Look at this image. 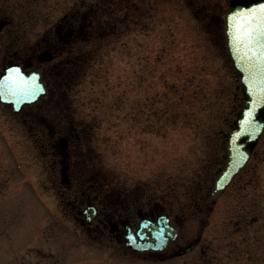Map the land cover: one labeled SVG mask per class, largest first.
Instances as JSON below:
<instances>
[{
  "label": "rangeland",
  "instance_id": "1",
  "mask_svg": "<svg viewBox=\"0 0 264 264\" xmlns=\"http://www.w3.org/2000/svg\"><path fill=\"white\" fill-rule=\"evenodd\" d=\"M107 1L0 0V20L11 19L0 30V72L6 49L52 32L71 11ZM120 1L133 9V0ZM135 4L139 27L127 25L118 39H99L103 15H92L93 39L78 47L85 54L76 56L73 69L60 72L56 95L45 100L46 116L60 113L58 123L88 128L78 147L86 162L82 176L105 183L116 206L166 198L192 209L196 198L182 195L194 194L195 186L207 193L223 161L220 143L243 104L224 46L229 7L224 0ZM32 123L0 103V264L20 256L33 264L38 250L74 253L93 239L62 212ZM254 152L210 208L199 203L203 212L178 215L184 219L180 241L202 227L199 245L166 264H264V131Z\"/></svg>",
  "mask_w": 264,
  "mask_h": 264
},
{
  "label": "flooded vegetation",
  "instance_id": "2",
  "mask_svg": "<svg viewBox=\"0 0 264 264\" xmlns=\"http://www.w3.org/2000/svg\"><path fill=\"white\" fill-rule=\"evenodd\" d=\"M133 1V9L130 10L128 5V11L126 1L121 2L120 0L117 3L114 0H108L107 3L98 2L89 5L90 10L86 8L83 13H80L78 9L75 12L71 11L68 16L59 20L51 29L52 32L48 31L32 43L23 44L17 49H6L2 54L3 63L0 74L5 67L13 65H18L25 74L38 73L39 81L45 89L44 95L31 104L22 105L17 111H13L10 104L2 105L22 120L35 122L32 123L33 128L30 130L31 137L37 138L39 148L43 149L42 156L48 158L49 180L55 185L54 194L60 202L62 212L72 218L84 233L93 236L91 240L81 241L82 246L77 247L79 250L77 249L74 253L57 250L53 254L49 250H38V256L35 257L36 262L33 264H166L182 258L199 245L200 234L198 232L202 227H198L197 236L192 240L183 243L180 241L183 218L186 219V216L194 212H203L199 203L203 207L210 208L216 199L205 202L206 194L201 196L200 189L198 190L195 186L194 194L189 192L190 194L182 195L187 199L196 198L192 209L188 202H166V198L154 201L147 199L141 205L127 203L116 206L114 196H110V190H105V183L99 182L95 177L90 179V177L82 176L83 173L86 174V172H81L86 162L83 161V151L78 147L84 141V137H88L86 136L88 128L81 124L82 122L78 124L66 120V123H58L63 121L60 113H55L51 119H47L48 116H46L45 100L56 95L55 83L57 77L61 76L60 72H63L62 69L65 71L73 69L79 54H85L77 52L78 47L82 49L81 46L93 39L91 26L94 17L92 15L99 12L103 15L104 28L97 33L101 37L99 39L105 37L118 39L126 31L127 25L139 27L138 16L142 12L135 4L137 0ZM2 22H5V25L0 30L8 26L11 19L0 20V23ZM140 88L139 84L138 89ZM123 94L122 90L121 96ZM121 101L123 102L122 99ZM27 109L30 111L27 112ZM50 120H54L53 128L52 125L49 126ZM37 141L33 140V142ZM254 149L251 151L249 161L255 155ZM220 150V157H223L221 146L220 149L218 148V151ZM222 164L223 161L219 160L217 168H221ZM242 171L243 169L240 172ZM178 215L183 218L179 219ZM87 217H90V220H87ZM159 218L165 220L169 227L173 228L174 237L165 235L168 241L160 249H132L131 246L137 242L126 240L128 232L132 230L133 237L138 241L140 239L137 231L140 223L142 221L157 223ZM189 244H194L193 249L179 255V252ZM28 260L25 256L9 257L6 259V264H30Z\"/></svg>",
  "mask_w": 264,
  "mask_h": 264
},
{
  "label": "water",
  "instance_id": "3",
  "mask_svg": "<svg viewBox=\"0 0 264 264\" xmlns=\"http://www.w3.org/2000/svg\"><path fill=\"white\" fill-rule=\"evenodd\" d=\"M225 1L231 6L224 16L226 47L233 67L239 73L243 106L234 127L226 132L221 143L224 163L212 181L206 202L216 198L245 165L264 129V12L260 11L264 0ZM4 23H0V28ZM249 32H252L251 41L247 35ZM236 36L240 39H235ZM3 72L0 76V85H4L3 95H0L2 103H11L18 109L22 104L33 102L38 94H43V85L33 73H21L18 65L6 67ZM33 89L37 91L35 96L30 94ZM137 235L138 241L133 237L132 230L128 232L126 240L137 242L131 246L132 249H160L168 241L165 235L173 238L174 231L165 220L159 218L157 223H141ZM193 246L188 245L179 254L191 250Z\"/></svg>",
  "mask_w": 264,
  "mask_h": 264
},
{
  "label": "snow or ice",
  "instance_id": "4",
  "mask_svg": "<svg viewBox=\"0 0 264 264\" xmlns=\"http://www.w3.org/2000/svg\"><path fill=\"white\" fill-rule=\"evenodd\" d=\"M260 11H261V12H264V5H261ZM238 15H239V14H238ZM237 31H239V26H237ZM253 31H255V30H253ZM262 34H264V33H262ZM247 35H248V37H249V40L251 41V38H252V32H249ZM235 39L239 40L240 37H239V36H236ZM257 40H259V35L257 36ZM3 88H4V85H0V95H3ZM41 91H42V90H41ZM12 94L15 95V91H14V90H12ZM30 94H31L32 96H35V95L37 94V91H36L35 89H33V90L30 92Z\"/></svg>",
  "mask_w": 264,
  "mask_h": 264
}]
</instances>
